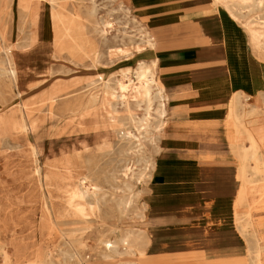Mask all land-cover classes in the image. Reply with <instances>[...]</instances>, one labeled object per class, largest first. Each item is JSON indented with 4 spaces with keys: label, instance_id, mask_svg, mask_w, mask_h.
Masks as SVG:
<instances>
[{
    "label": "rangeland",
    "instance_id": "374dc122",
    "mask_svg": "<svg viewBox=\"0 0 264 264\" xmlns=\"http://www.w3.org/2000/svg\"><path fill=\"white\" fill-rule=\"evenodd\" d=\"M117 5L116 0H86L84 6L81 4L80 8L84 9L95 6L99 20L108 19L113 22V28L103 34H97L92 29L88 33L86 23L82 19L77 22L73 15L65 13V25L82 29H79L73 40L64 37V24L53 20V9L49 2L35 4L34 11L38 17L24 36L21 33L22 22L15 13L11 18L0 21V30L6 31L4 39H0V44L15 45L14 59L20 70L27 74L23 79L24 85H20L23 92L19 95L15 85L0 72V134L7 129L3 121L18 119L21 108L25 109L34 126L28 133L16 131L9 139L10 144L4 145L0 141V241H7L13 257L17 252L15 244H24L33 250L37 243L56 240L61 234L60 230L56 229L49 236L47 229L42 226V189L34 173L35 162L30 152L32 146L40 147L41 166L45 170H48L51 164L66 158L75 159L78 155H82L85 160L97 162L98 165L93 166L97 170L94 173L100 177L99 183L104 185L106 192L111 196L115 193L120 196L125 194L122 190H116L119 186L124 188L120 174L112 177L113 170L122 166L118 162L119 154H110L106 148L107 143H113L115 140L114 131L127 122L126 129L132 132L133 136L126 147H131L134 143L138 145L140 138L146 144L144 154L150 156L154 152L151 151L153 147L149 139L145 138L144 128L138 131L130 124L132 115L140 120L144 114L143 106H138L132 92L127 95V102L122 103L119 99H113L102 81L95 83L97 78L102 76L110 79L115 88L116 81L122 79L125 73H130L131 78H134L135 69L140 62L150 59L148 52H145L146 47L140 43L137 26L139 24L135 25L130 19L136 17L130 4L129 17L118 11ZM213 8H216L214 4ZM66 9L73 13L79 9V5L70 1ZM255 16L252 14L248 19L252 20ZM136 19L149 28L137 17ZM256 27L264 28L257 25ZM20 35L25 37L22 43L16 40ZM152 36L157 39L153 33ZM1 58L3 55H0ZM129 85L131 87V84ZM53 92L59 95L72 93L74 96L53 101L50 97ZM96 96L99 100L94 104L93 98ZM251 103L246 100L240 107L239 114L245 124L256 127L264 122V113L254 111ZM150 113L154 115L153 110ZM148 118L153 119L149 116ZM227 125L225 122L226 127ZM85 146L88 148L85 149ZM232 154L239 168L241 161ZM154 156L156 163L160 165L159 154ZM134 170L137 173L140 166L134 167ZM136 176L131 173L130 184L136 183ZM75 182L73 179H51L46 189L50 202L57 208H64L68 192L72 190ZM244 183L249 186L248 182ZM147 186L145 185L146 188ZM261 195L249 196L251 206L262 205L264 199ZM149 196L145 197L147 202ZM254 214L258 219L263 216V210ZM13 219L20 224L21 229L5 238L4 235L11 233L9 223ZM146 220L147 218L139 219L137 210L134 209L124 220L117 222L112 219L108 222L126 231L134 228L145 230ZM68 228L67 226L66 229ZM107 229L108 226L102 227L96 223L83 237L90 246H95L97 239ZM242 238L245 241L243 236ZM148 242L147 248L151 237ZM87 254L91 258V264H107L99 260L96 251L90 250ZM0 264H4L1 256Z\"/></svg>",
    "mask_w": 264,
    "mask_h": 264
},
{
    "label": "bare ground",
    "instance_id": "6f19581e",
    "mask_svg": "<svg viewBox=\"0 0 264 264\" xmlns=\"http://www.w3.org/2000/svg\"><path fill=\"white\" fill-rule=\"evenodd\" d=\"M70 1L79 5V9L73 13L66 9L67 3ZM90 1L93 2V0ZM116 1L118 2L117 10L127 17L131 16L125 1ZM216 1L241 25L249 50L259 61L264 63V28L256 27V25L264 27V0ZM46 2H49L53 9V20L64 24V37L68 40H73L76 33L82 29L65 25V13L73 15L77 22L82 19L86 23L88 33L92 29L97 34H103L113 28L112 21L97 18L95 6L88 9L80 8L81 4L84 6L86 0H0V21L3 22L11 18L15 13L22 22L21 33L24 36L38 17L34 11L35 4ZM252 14L256 16L249 20L248 18ZM130 19L135 23V18ZM225 30L227 53L231 55L243 45L236 44L230 38L233 32L232 28L229 27ZM5 32L0 30L1 40L4 39ZM139 32L140 43L145 47L154 48L155 44L151 34L144 28H139ZM22 35L16 39L19 43L25 40ZM14 48V44L12 46L0 44V55H3V58L0 59V72L15 85L21 95L23 91L20 85H24L23 79L27 74L20 70L15 61ZM158 66L157 60L140 62L137 68L135 67L134 78H131L130 73H125L122 79L116 81L115 88L110 79L102 76H99L95 82L102 81L113 99H119L122 103L127 102V95L131 91L138 106H143V118L138 120L132 115L129 121L138 131L144 128L145 138L149 139V143L154 148L151 149L152 152L154 151L152 155L144 154L146 144L140 138L138 145L134 143L131 147H126L129 139L133 136L132 132L126 129L127 122L114 131V142L106 144L107 152L119 154L118 162L122 166L120 169L113 170L112 177L120 174L124 188L119 186L116 190H122L125 194L120 196L115 193L111 196L106 192L104 185L99 183L100 177L94 173L96 167L93 166H96L97 162L85 160L82 155H78L75 159L66 158L51 164L49 169L45 170L41 166L40 147L32 146L30 152L35 162L34 173L42 189L44 211L42 226L47 229L49 236L56 229H59L61 234L56 240L37 243L33 250L24 244H15L17 252L14 257L11 253L12 250L10 251L8 248L7 241L3 239L0 241V256L3 258L4 264H91V258L87 254L90 250L96 251L99 260L107 264H138V260L145 254L148 246L147 232L139 228L123 231L121 227L110 224L108 221L112 219L117 222L122 221L129 217L131 210L134 209L137 210L139 219L143 220L146 217L148 202L145 197L150 195V182L153 173L157 170V159L154 154H160L163 150L162 141L165 137L169 113V97L157 78ZM72 96H74L72 93L59 95L53 92L50 94L53 101L60 100V98L68 99ZM248 98L249 96L242 92L232 96L226 121L228 123L227 138L232 153L241 161L239 178L242 187L234 206L233 217L235 227L246 241L251 264H264V200L260 206H251L252 201L249 197L251 194H262L264 199V122L256 127H251L242 121L239 109L243 105L242 100H248ZM98 100L97 96L94 97L93 103L96 104ZM253 109L256 112L264 113V92L258 95L257 105H254ZM24 110V108L20 109L18 119L3 121L7 129L1 132L0 141L4 145L9 143V139L16 131L28 133L34 128ZM151 110H153V116L150 113ZM148 116L153 119L150 120ZM84 148L87 149L88 146ZM137 166H140V170L136 173L134 167L137 168ZM131 173H134V176L137 175L135 184L129 183ZM54 177L76 181L72 190L68 192L64 208H57L52 204L48 190H46ZM244 182H248L249 186H246ZM145 185H148L147 188ZM260 210H263V216L256 219L254 213ZM96 223L101 224L102 227L108 226V229L97 239L95 246H90L83 236ZM67 226L68 229H66ZM9 227L12 228L11 233L9 232L10 235L7 236L4 235L5 238H9L21 229L15 219L9 223ZM93 247L94 249H92Z\"/></svg>",
    "mask_w": 264,
    "mask_h": 264
},
{
    "label": "crops",
    "instance_id": "0c3cea01",
    "mask_svg": "<svg viewBox=\"0 0 264 264\" xmlns=\"http://www.w3.org/2000/svg\"><path fill=\"white\" fill-rule=\"evenodd\" d=\"M123 1L149 27L132 17L151 34L155 47L145 48V61L159 62L158 82L169 97L145 217L151 243L138 264H251L234 224L242 183L225 122L233 95H248L254 106L264 92V63L216 0ZM229 27L230 38L243 45L231 55Z\"/></svg>",
    "mask_w": 264,
    "mask_h": 264
}]
</instances>
